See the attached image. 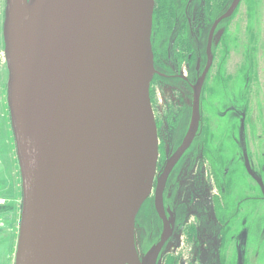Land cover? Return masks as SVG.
Segmentation results:
<instances>
[{
    "label": "water",
    "instance_id": "water-1",
    "mask_svg": "<svg viewBox=\"0 0 264 264\" xmlns=\"http://www.w3.org/2000/svg\"><path fill=\"white\" fill-rule=\"evenodd\" d=\"M153 10L154 0H5L15 264H137L135 218L157 152Z\"/></svg>",
    "mask_w": 264,
    "mask_h": 264
},
{
    "label": "flooded vegetation",
    "instance_id": "flooded-vegetation-1",
    "mask_svg": "<svg viewBox=\"0 0 264 264\" xmlns=\"http://www.w3.org/2000/svg\"><path fill=\"white\" fill-rule=\"evenodd\" d=\"M243 1L154 0L152 113L158 87L177 95L184 114L173 120L159 100L172 120L168 130L157 133L164 149L161 162L135 218L134 246L141 263L244 264L248 245L250 259L264 264V60L255 59L264 57V40L261 55L255 52L257 35L244 27ZM4 14L1 0V32ZM6 81L3 77L4 92ZM196 102L197 126L190 136ZM17 193L15 207H3L6 200L0 204V223L7 229L17 224L16 235L0 240L3 252L14 244L12 264L22 210L20 173ZM181 235L192 246L188 254L175 256L172 251L183 248Z\"/></svg>",
    "mask_w": 264,
    "mask_h": 264
},
{
    "label": "rangeland",
    "instance_id": "rangeland-1",
    "mask_svg": "<svg viewBox=\"0 0 264 264\" xmlns=\"http://www.w3.org/2000/svg\"><path fill=\"white\" fill-rule=\"evenodd\" d=\"M241 13H245L244 17V23H245V29L246 31H254V33L257 35V47L255 52L257 51L259 54L262 55V49L259 48L260 45H262L264 37L261 36L262 32L260 30H264V0H244L241 4ZM0 11H1V0H0ZM251 13H255L256 15H251ZM240 14L235 16V19L237 20L238 16ZM249 16V17H248ZM242 20V19H241ZM240 20V21H241ZM239 22V21H238ZM1 25V24H0ZM256 31V32H255ZM4 42V40H3ZM260 42V43H259ZM254 59V57H253ZM256 60H264V57H255ZM4 74V76H2ZM3 77L5 80L8 78V72L6 68V62L4 57V47L2 43V32L0 27V204H2L6 200V203L2 205L5 207L6 205H10L9 208L16 206V197L18 196L17 191H19V170H18V163L16 158V152H15V144L13 139L12 130L10 127L9 122V115H8V109L6 104V91H7V81H6V88L5 92L3 89ZM158 89V91H157ZM157 91V93H156ZM204 90V94H205ZM153 101L152 102V108L154 113V122H155V128H156V137L157 133L161 134L160 130H168L166 127V124L170 123L172 119H169L168 115L164 113V108H162L160 99H163L164 102H166L165 106L171 111V115L174 118L177 117L178 120L182 119V109L181 102L176 94L169 92V91H161L158 87H155L153 89ZM163 102V103H164ZM207 102V100H206ZM162 103V104H163ZM205 107L207 109L208 105L205 103ZM205 109V110H206ZM184 124V122H182ZM170 125V124H169ZM172 128V131L176 128V126H172L169 129ZM161 138H157V154H158V161L161 162L159 156L160 153L163 154V147L161 145ZM175 143H178L177 140H175ZM159 168V167H158ZM10 194V195H9ZM149 196V195H148ZM6 197V198H5ZM8 197V198H7ZM8 202V203H7ZM189 222L194 223L195 219L191 216L189 219ZM3 223V226H2ZM5 223L1 221L0 223V240L3 239V237L10 233L12 235H16L17 230V224L13 226H7L9 229L4 227ZM15 239V236L13 240ZM181 240V246L183 247L180 250H176V248L172 251L173 255L178 252V255H186L189 252V248L192 245H186L188 241L186 240L184 235L180 236ZM12 247V248H11ZM13 246L10 245V251L9 252H3L0 250V264H12L13 261ZM252 249V246H251ZM253 250V249H252ZM190 254V253H189ZM168 256V255H167ZM176 256V255H175ZM175 256L171 258H176ZM178 257V256H177ZM251 255L249 253V247L246 246V255L243 259L244 264H258L257 262H254V260L250 259ZM186 258L183 256V259ZM180 258L177 259V261ZM252 262V263H251ZM260 264V263H259Z\"/></svg>",
    "mask_w": 264,
    "mask_h": 264
},
{
    "label": "bare ground",
    "instance_id": "bare-ground-1",
    "mask_svg": "<svg viewBox=\"0 0 264 264\" xmlns=\"http://www.w3.org/2000/svg\"><path fill=\"white\" fill-rule=\"evenodd\" d=\"M157 144V142H156ZM157 149V145L155 146ZM157 153V152H156ZM156 153H154L153 157H152V162L150 163V169L148 170V174H147V178H146V184L149 186V183L154 180L155 174H156V169H157V165H158V154L156 156ZM151 188H152V184H151ZM151 188H150V192H151ZM149 192V193H150ZM135 260L137 261V264L140 263V260L136 254Z\"/></svg>",
    "mask_w": 264,
    "mask_h": 264
}]
</instances>
